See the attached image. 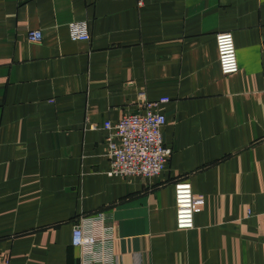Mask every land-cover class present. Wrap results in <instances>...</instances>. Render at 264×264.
<instances>
[{"label":"crops","instance_id":"0c3cea01","mask_svg":"<svg viewBox=\"0 0 264 264\" xmlns=\"http://www.w3.org/2000/svg\"><path fill=\"white\" fill-rule=\"evenodd\" d=\"M162 98L165 170L110 176L104 123ZM0 264H264V0H0Z\"/></svg>","mask_w":264,"mask_h":264},{"label":"built area","instance_id":"2783aa9c","mask_svg":"<svg viewBox=\"0 0 264 264\" xmlns=\"http://www.w3.org/2000/svg\"><path fill=\"white\" fill-rule=\"evenodd\" d=\"M70 36L74 40H90L91 34L87 21H73L69 23ZM43 34L40 30H31V41H41ZM218 60L224 75L239 71V59L234 34L231 31L220 32L216 35ZM144 102V111L132 112L122 116L116 122L110 120L103 125L109 130L107 138V155L111 160L110 176L131 178L140 176L151 179L160 176L169 162L173 150L164 143L163 127L167 118L157 110L162 102ZM175 201L177 210V227L192 229L195 226L194 191L189 181H179L175 185ZM100 218L105 214L100 212ZM102 239L84 232L80 225L74 228L73 244L75 246L90 247L101 242Z\"/></svg>","mask_w":264,"mask_h":264}]
</instances>
